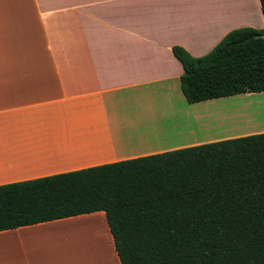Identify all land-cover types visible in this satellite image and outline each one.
<instances>
[{
    "label": "crops",
    "instance_id": "0c3cea01",
    "mask_svg": "<svg viewBox=\"0 0 264 264\" xmlns=\"http://www.w3.org/2000/svg\"><path fill=\"white\" fill-rule=\"evenodd\" d=\"M241 26L264 29L259 0H0V184L264 132V91L191 103L172 50ZM79 218L107 220L0 230V264H58L57 229Z\"/></svg>",
    "mask_w": 264,
    "mask_h": 264
},
{
    "label": "trees",
    "instance_id": "16d2710c",
    "mask_svg": "<svg viewBox=\"0 0 264 264\" xmlns=\"http://www.w3.org/2000/svg\"><path fill=\"white\" fill-rule=\"evenodd\" d=\"M172 50L191 103L264 91V29ZM100 210L121 264H264V132L0 184V230Z\"/></svg>",
    "mask_w": 264,
    "mask_h": 264
},
{
    "label": "rangeland",
    "instance_id": "374dc122",
    "mask_svg": "<svg viewBox=\"0 0 264 264\" xmlns=\"http://www.w3.org/2000/svg\"><path fill=\"white\" fill-rule=\"evenodd\" d=\"M259 29H263L262 27H256ZM253 104H260L264 103V95H256L253 97L252 100ZM239 98L238 97H230L229 99H225V104L220 106V112H228L229 110H233L235 107L239 105ZM177 111V110H176ZM259 115L261 117H264V109L262 112H259ZM177 116V114H176ZM225 123L224 125H221V128L227 126L229 127L231 124L230 122H221ZM96 221V223L90 224L92 221ZM100 224L102 227L103 231L100 232V230L97 229V226ZM91 226V227H90ZM86 228H91L90 230H93L91 236L99 240L100 246L103 248V245H111L113 251L110 252V256H112L113 252L115 255L114 251V240L113 236L111 235L110 227L107 222V220L103 219H93V218H82V219H75L69 223V225L65 227H58L57 231L59 232L58 240L60 246L56 249V255H55V261L58 264H74L73 260H77L76 257L79 256L78 252L80 248H82L81 251H83L82 254L86 255L88 253L87 248L92 252L94 249V241L91 239L90 234L86 232ZM111 249V250H112ZM81 253V252H80ZM99 253H102V250L99 249ZM98 255V254H97ZM87 256V255H86ZM102 260H93L90 264H105L103 260V254H101ZM88 260V258H86ZM98 259V257H97ZM115 259L116 255H115ZM118 264V261H117Z\"/></svg>",
    "mask_w": 264,
    "mask_h": 264
},
{
    "label": "bare ground",
    "instance_id": "6f19581e",
    "mask_svg": "<svg viewBox=\"0 0 264 264\" xmlns=\"http://www.w3.org/2000/svg\"><path fill=\"white\" fill-rule=\"evenodd\" d=\"M91 227V226H90ZM91 228H86V232L88 234H90L91 239H93V243H94V249L90 247L91 250H93L92 252L89 250V248H87L88 253L86 255L82 254L83 251L82 248H80L78 254L79 256L76 257L77 260H73L74 264H90L93 260H102L101 254H103V260L105 262V264H115V262L113 261L112 257L110 256V252H111V246L110 245H103L104 247L102 248L100 246V242L99 240L97 241L96 238H94L93 236H91L92 231L90 230ZM97 229L101 231H103L102 227L100 226V224L97 226ZM99 249L102 250V253H99ZM81 252V253H80ZM98 254V255H97ZM98 257V259H97ZM88 258V260L86 259Z\"/></svg>",
    "mask_w": 264,
    "mask_h": 264
}]
</instances>
